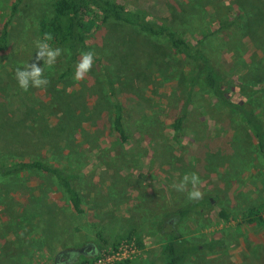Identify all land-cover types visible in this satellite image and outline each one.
<instances>
[{
  "label": "rangeland",
  "instance_id": "obj_1",
  "mask_svg": "<svg viewBox=\"0 0 264 264\" xmlns=\"http://www.w3.org/2000/svg\"><path fill=\"white\" fill-rule=\"evenodd\" d=\"M12 1L0 0V21ZM115 1L130 12L144 8L180 36L191 55L204 31L198 50L225 82L264 91V0H161V6L156 0ZM229 5L239 10L238 28L219 27L222 19L234 18ZM48 7L47 0H21L8 50L0 55V166L37 160L59 168L70 175L82 213L71 211L48 175H0V264H92L99 250L128 234L138 253L119 264H162L168 236L156 222L190 202L172 184L192 172L201 179L206 203L176 227L190 250L182 264H264V158L240 114L225 108L201 77L189 87L195 62L164 40L116 22L87 41L95 56L83 80L73 79L81 54L68 67L67 51L59 47L63 54L54 65L38 62L48 86L21 90L14 72L35 61L37 23ZM114 102L124 142L111 128ZM252 107L264 120V93ZM177 118L181 130L174 134ZM249 208L259 209L263 223H245ZM59 252L72 256L57 261Z\"/></svg>",
  "mask_w": 264,
  "mask_h": 264
},
{
  "label": "trees",
  "instance_id": "obj_2",
  "mask_svg": "<svg viewBox=\"0 0 264 264\" xmlns=\"http://www.w3.org/2000/svg\"><path fill=\"white\" fill-rule=\"evenodd\" d=\"M21 0H14L8 5L7 13L4 14L0 21V55L8 50V30L13 21L18 5ZM147 1V0H146ZM48 14L41 15L37 23V33L42 39L44 33H51L53 40L49 41L51 45L62 47L67 51V66L73 65L78 55L83 51H88L87 41L97 36L108 23H122L134 28L138 33L154 39L164 40L165 43L175 52L184 55L185 58L195 62V76L190 78L189 87H192L195 80L202 78L207 88L212 90L221 100L222 105L237 112L242 117L245 125L253 133L257 152L264 158V120L263 116L255 113L252 109V101L256 96L262 95L263 90L251 92L244 85L227 80L211 67L202 50H198V45L206 38L208 34L201 31L196 39L195 49L191 55L187 43L178 36L173 30L159 22L157 18L149 17L144 8H138L133 12L126 10L122 3L115 0H47ZM158 5H162L161 0H156ZM155 3V4H156ZM228 11L233 12V20L224 18L219 22V27L238 28L240 20L239 10L229 5ZM231 9V10H230ZM192 22V27L197 25V20ZM211 35V34H210ZM193 47V48H194ZM192 48V49H193ZM103 69V68H102ZM109 89L111 100L113 99L112 82L109 74L105 69L102 71ZM0 83L1 78H0ZM5 84V83H3ZM173 133L181 130V119L177 118L171 125ZM111 128L117 135L120 142L126 140L124 127L121 122V110L117 103L114 102L111 110ZM36 171L53 178L63 192L67 204L75 214L82 213L80 198L70 183V175L64 174L59 168L52 167L37 160H28L12 162L0 166V175L6 176L12 173L22 171ZM205 200L190 201L185 205L165 212L156 222L158 232L167 234L168 239L161 247L162 264H182L189 255L187 242L177 232V225L180 221L189 215H199L197 207L205 208ZM210 203L207 202L206 206ZM258 208H249L245 211V223L250 225L255 222L263 223V219L258 215ZM219 217L228 220V216L219 211ZM128 234L124 239H128ZM120 241V240H119ZM117 241V242H119ZM102 244L104 242L102 241ZM138 246L141 242L137 241ZM113 245V244H111ZM99 249V247L97 248ZM95 250L89 251L88 257L92 256ZM86 260H82L81 264Z\"/></svg>",
  "mask_w": 264,
  "mask_h": 264
},
{
  "label": "clouds",
  "instance_id": "obj_3",
  "mask_svg": "<svg viewBox=\"0 0 264 264\" xmlns=\"http://www.w3.org/2000/svg\"><path fill=\"white\" fill-rule=\"evenodd\" d=\"M53 40L51 33H44L42 39H37L34 44L36 48L35 61L26 64L23 68L17 67L14 72V78L18 87L27 92L30 87L46 88L49 84L45 76L44 67L39 66V61L43 64L52 66L56 63L58 57L63 54L59 47H53L49 41ZM94 52H81L79 61L75 64L73 79L80 81L91 71L94 64ZM201 179L195 172L186 173L179 180L174 182L172 188L178 192H186L187 199L190 201H199L203 198V192L200 190ZM189 185L191 187H189Z\"/></svg>",
  "mask_w": 264,
  "mask_h": 264
},
{
  "label": "built area",
  "instance_id": "obj_4",
  "mask_svg": "<svg viewBox=\"0 0 264 264\" xmlns=\"http://www.w3.org/2000/svg\"><path fill=\"white\" fill-rule=\"evenodd\" d=\"M138 253L136 244L121 240L115 246L99 250L92 264H119L131 260Z\"/></svg>",
  "mask_w": 264,
  "mask_h": 264
},
{
  "label": "flooded vegetation",
  "instance_id": "obj_5",
  "mask_svg": "<svg viewBox=\"0 0 264 264\" xmlns=\"http://www.w3.org/2000/svg\"><path fill=\"white\" fill-rule=\"evenodd\" d=\"M82 252H83V250H82ZM71 256H72V255L68 254V252H59V253L56 255L55 259H56L57 261H58V260L61 261L63 257H67V259L70 260Z\"/></svg>",
  "mask_w": 264,
  "mask_h": 264
}]
</instances>
